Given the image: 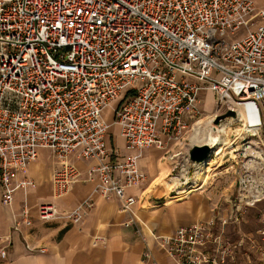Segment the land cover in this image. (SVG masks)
<instances>
[{
  "label": "built area",
  "instance_id": "1",
  "mask_svg": "<svg viewBox=\"0 0 264 264\" xmlns=\"http://www.w3.org/2000/svg\"><path fill=\"white\" fill-rule=\"evenodd\" d=\"M202 92L220 109L250 105L264 129V10L255 0H0L3 204L35 187L17 176L48 150L58 160L55 198L81 181L71 159L97 161L87 171L98 181L94 194L120 199L131 226L138 199L128 190L147 179L142 152L170 154V143L180 145L200 115ZM114 104L113 123L133 155L107 145L103 112ZM93 207L87 198L62 215L40 204L37 214L43 223L78 224ZM32 223L25 206L14 229ZM226 224L211 217L151 238L177 264H237L249 245L227 236ZM249 242L258 254L260 242ZM149 261L158 264L147 249Z\"/></svg>",
  "mask_w": 264,
  "mask_h": 264
},
{
  "label": "crops",
  "instance_id": "2",
  "mask_svg": "<svg viewBox=\"0 0 264 264\" xmlns=\"http://www.w3.org/2000/svg\"><path fill=\"white\" fill-rule=\"evenodd\" d=\"M255 2L258 9L264 10V0ZM201 95L200 102H210V95L215 100L212 92ZM114 108L115 104L103 112L104 120L110 125V131H113L112 135H108L107 145L123 156L133 155L126 150L120 129L113 123ZM194 129L193 127L189 135L190 140L197 139ZM164 153L156 148L142 152L139 165L147 179L142 187L128 190V195L135 196L138 204L135 206L136 222L126 227L125 224L132 220L133 215L123 210V202L115 196L106 199L94 194L98 181L87 180L88 169L96 166L97 161L71 159L81 173V181L64 197L57 199L54 196L52 174L58 166V160L49 151H42L37 161L17 176L18 180L33 181L35 187L26 192L18 191L11 206L3 204L0 194V253L4 250L7 252L5 258L0 254V264H152L151 261L144 262L147 249L152 252L158 264H177L155 244L151 234L168 236L193 221L210 219L218 206L215 205L217 200L214 191L199 189L195 192L194 189L193 194L185 195L184 190L189 191L190 183L193 180L196 183L197 176L187 177V170L182 165L178 175L179 185L166 184V187L170 186L165 188L162 181L174 178L172 173L175 167L168 163V159H164ZM211 162L212 160L210 164ZM165 169L170 170V173L162 178L161 174ZM174 197L180 200H172ZM87 198L92 199L94 207L78 224L68 223L62 218L43 223L38 218L37 206L40 204H52L62 215ZM25 206L30 210L32 226L22 225L16 231L14 222L21 220ZM142 227L143 236L137 232ZM41 249L45 252L40 251Z\"/></svg>",
  "mask_w": 264,
  "mask_h": 264
},
{
  "label": "rangeland",
  "instance_id": "3",
  "mask_svg": "<svg viewBox=\"0 0 264 264\" xmlns=\"http://www.w3.org/2000/svg\"><path fill=\"white\" fill-rule=\"evenodd\" d=\"M203 94H206V92H202L201 96ZM210 98V102L201 101L199 105L200 115L197 116L196 120L188 123L189 127L186 131L185 140L180 145L175 146L170 143L168 146L171 149L170 154H166V150L158 149L165 152L164 159H168V163L174 164L175 167L172 173L174 178L172 180L164 179L162 185L165 188L174 183L179 185L180 178L178 175L182 169L181 165L187 170V177L194 178L196 175V183H194L195 180L190 183H194V185L189 187V191L184 190L185 195L192 193L194 189H196L195 192L199 189V191H214L213 194L215 193L214 196L217 200L215 205L218 207H215L212 217H216L219 224L222 221H227L224 229L227 236L232 239L242 238L249 245L247 255L237 260V264H247L248 260L251 262L250 264H264V165L262 164L264 160V129L259 127L250 129L249 126L252 120L246 123L247 112H244L242 116L236 113L235 118L222 119L216 123V119L228 113L229 110L226 108L220 109L212 95H210ZM198 120V123L201 121L205 123L201 130H197L196 127V132L199 131L197 132V139L190 140L189 135ZM111 132L113 133V131H110L109 134ZM217 135L223 143L221 148L216 149L207 170L203 173L197 172V167L188 158L190 149L196 145L192 143L197 142V145H208L213 143ZM42 151L47 152L48 150H41L40 155ZM252 151L259 154L252 157L250 155ZM252 161H256L261 165H254ZM169 173L170 170L165 169L161 177L164 178V175ZM166 184L170 185L166 187ZM157 190H160V188ZM175 199L180 200L178 197L172 198V200ZM202 219L205 218L189 224ZM254 238L260 242L258 254L252 251V245L249 242L250 239Z\"/></svg>",
  "mask_w": 264,
  "mask_h": 264
},
{
  "label": "bare ground",
  "instance_id": "4",
  "mask_svg": "<svg viewBox=\"0 0 264 264\" xmlns=\"http://www.w3.org/2000/svg\"><path fill=\"white\" fill-rule=\"evenodd\" d=\"M232 107H233V110L234 111H237L236 113L237 114H239V115H243L244 114V112H247V117H246V123L247 122H250L251 120H252V123L250 124V129H253L254 127H255V129L259 126V118L258 117H252V114H251V108H250V105H247V104H242V103H236V102H232ZM200 120V119H199ZM199 120L194 124V131H195V133H197V132H199V131H197L196 132V127L198 128L197 130H201L202 128H203V125H204V121H201L200 123H198L199 122ZM254 120V121H253ZM198 123V124H197ZM210 123V122H209ZM246 125V124H245ZM247 126V125H246ZM248 127V126H247ZM210 134L211 135H213V133L212 132H210ZM198 135V134H197ZM205 137V136H204ZM206 138H207V136H206ZM222 140H221V138L217 135L216 136V138H215V140L213 141V143H210V144H208L211 148H212V155L206 160V162L205 163H201V164H195V166L197 167V172H205L206 170H207V167L209 166V163H210V159H211V157L214 155V153L216 152V151H214V150H216V149H218V147H219V149L221 148V146H222ZM214 149V150H213ZM247 151V150H246ZM247 153V152H246ZM257 154H259V153H257L256 151H252L251 152V156L252 157H255ZM247 156V155H246ZM258 157V156H257ZM256 160V159H255ZM254 163V165H259L260 163H257L256 161H252V164ZM263 165H264V160H263V163H262ZM261 165V164H260ZM254 167V166H253ZM264 167V166H263ZM255 169V168H254Z\"/></svg>",
  "mask_w": 264,
  "mask_h": 264
},
{
  "label": "water",
  "instance_id": "5",
  "mask_svg": "<svg viewBox=\"0 0 264 264\" xmlns=\"http://www.w3.org/2000/svg\"><path fill=\"white\" fill-rule=\"evenodd\" d=\"M236 116H237L236 111L229 110L228 113H226L225 115L218 117L216 119V123H218L222 119H226L230 117L235 118ZM211 155H212V148L209 145L207 144L195 145L194 147H192V149H190L188 158L189 161L193 164H201V163H205L206 160Z\"/></svg>",
  "mask_w": 264,
  "mask_h": 264
}]
</instances>
